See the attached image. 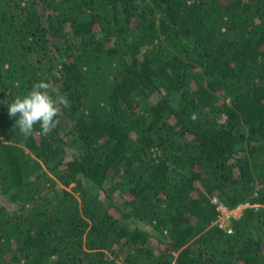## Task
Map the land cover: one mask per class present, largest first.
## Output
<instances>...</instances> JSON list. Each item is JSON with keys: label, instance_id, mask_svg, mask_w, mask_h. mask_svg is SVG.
I'll use <instances>...</instances> for the list:
<instances>
[{"label": "trees", "instance_id": "trees-1", "mask_svg": "<svg viewBox=\"0 0 264 264\" xmlns=\"http://www.w3.org/2000/svg\"><path fill=\"white\" fill-rule=\"evenodd\" d=\"M0 264H264V0H0Z\"/></svg>", "mask_w": 264, "mask_h": 264}, {"label": "clouds", "instance_id": "clouds-1", "mask_svg": "<svg viewBox=\"0 0 264 264\" xmlns=\"http://www.w3.org/2000/svg\"><path fill=\"white\" fill-rule=\"evenodd\" d=\"M63 108H71L67 94H61L50 81L43 79L35 82L27 94L16 96L8 104L9 116L18 117L15 126L25 138L33 135L37 124L42 135L53 132L60 124L57 117Z\"/></svg>", "mask_w": 264, "mask_h": 264}, {"label": "built area", "instance_id": "built-area-1", "mask_svg": "<svg viewBox=\"0 0 264 264\" xmlns=\"http://www.w3.org/2000/svg\"><path fill=\"white\" fill-rule=\"evenodd\" d=\"M213 203L217 206V210L220 213V215H219V217H218V219L216 221V225L219 228L227 229L228 228V225H226L227 221H230L231 218H234V219L236 218L232 214L233 211H229L227 209V207L225 205H223L217 198H214L213 199ZM240 207L247 208V207H249V205H244V206H240ZM228 233L231 234L232 231L231 230H228Z\"/></svg>", "mask_w": 264, "mask_h": 264}, {"label": "rangeland", "instance_id": "rangeland-1", "mask_svg": "<svg viewBox=\"0 0 264 264\" xmlns=\"http://www.w3.org/2000/svg\"><path fill=\"white\" fill-rule=\"evenodd\" d=\"M244 210H245V207H240V208L236 209L235 211H233L232 214L234 217L239 218L243 214ZM226 225L229 226V221H227Z\"/></svg>", "mask_w": 264, "mask_h": 264}]
</instances>
